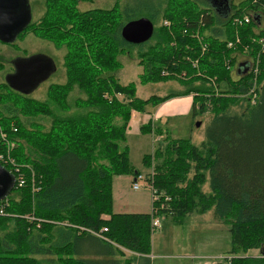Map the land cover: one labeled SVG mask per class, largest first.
I'll list each match as a JSON object with an SVG mask.
<instances>
[{"label": "trees", "instance_id": "obj_1", "mask_svg": "<svg viewBox=\"0 0 264 264\" xmlns=\"http://www.w3.org/2000/svg\"><path fill=\"white\" fill-rule=\"evenodd\" d=\"M79 1L45 0L43 16L19 34L65 46V82L50 85L46 100L0 82V125L27 178L3 201L0 264H132L126 250L151 253L152 212H114L113 181L142 173L126 144L133 111L181 95H193L194 116L212 117L199 145L152 120L140 127L163 137L144 157L148 180L172 197L157 215L183 223L213 207L229 226V264H264V0H166L162 17L161 4L146 3L154 33L143 43L122 35L133 10L119 2L81 10ZM134 51L143 83L177 80L183 89L137 96L117 76Z\"/></svg>", "mask_w": 264, "mask_h": 264}, {"label": "rangeland", "instance_id": "obj_2", "mask_svg": "<svg viewBox=\"0 0 264 264\" xmlns=\"http://www.w3.org/2000/svg\"><path fill=\"white\" fill-rule=\"evenodd\" d=\"M29 1H31V23L43 16L46 7L45 0ZM238 1L240 0H236L235 2ZM118 2L121 5L120 7H128L133 10L131 14L132 20L152 16V12L144 6L146 3L152 5L153 10L161 4V10L157 11L160 17L163 16L164 9L166 8V0H80L78 6L81 10L92 8L108 9L118 4ZM166 22L170 24L169 21H165V24H167ZM66 51L65 46H56L53 42L36 36L31 31L23 35L18 34L10 43L0 40V62L4 64V69L0 71V82L7 81V73L14 71L16 61L29 60L35 57L47 58L52 63L51 70H46L42 75L43 78L36 81L27 92L31 97L46 100L49 98L48 91L50 85L63 83L66 80V67L64 65ZM121 58L123 63L121 69L117 72V76L121 82H134L137 85V96L139 97L146 98L152 94L165 96L184 87L177 80L143 83L141 78L144 70L139 64L140 61L137 51H134L133 55L127 54L121 56ZM119 97L122 98L123 96L119 95ZM181 101L182 103H186L185 100ZM193 102L194 98L192 97L189 101V111L170 116L167 128H169L172 137L191 139L193 143L199 145L205 139L206 129L212 114L207 112L203 115L194 116L192 109ZM150 106L154 107L157 105L150 104ZM147 108L145 111L139 112L141 118L147 113ZM163 121L165 120H160L159 118L156 120L152 119L153 126L157 127H166V122ZM135 132L136 130L132 129L130 137L132 139V146L136 147L133 161L135 165H138L143 162V155L142 151L139 150V147L142 145L138 143L137 137L133 138ZM152 133L156 137L154 136L155 141L150 144L149 150H151V156L154 155L157 147H159V144L163 140L161 135L155 132ZM148 138L151 141V138ZM150 141L148 140L146 144H149ZM15 143L17 144L16 140ZM25 167L31 168L30 166ZM152 169L144 165L140 171L145 174ZM138 182L141 187L135 189L134 179L123 181L116 178V185L122 191L124 200L128 204L139 206V210H147L149 208L148 204L152 201L151 192L146 188L143 180H139ZM34 187L35 185H33V189ZM204 189L209 191V186L206 185ZM172 217V215L162 217L160 227L155 229L152 234L153 249L151 252L155 254L154 264H229L231 258L229 256V250H231L229 226L216 216L213 207L204 213L193 212L186 216L183 223H175ZM248 254L255 256L259 255L260 252L259 249H251ZM129 256L132 258L137 257L136 254H129ZM147 259L149 260L144 263L145 258H143L141 264H151L149 263L150 258Z\"/></svg>", "mask_w": 264, "mask_h": 264}, {"label": "water", "instance_id": "obj_3", "mask_svg": "<svg viewBox=\"0 0 264 264\" xmlns=\"http://www.w3.org/2000/svg\"><path fill=\"white\" fill-rule=\"evenodd\" d=\"M31 3L29 0H0V40L10 43L20 34L31 20ZM154 33V23L143 17L129 21L122 30L123 37L133 43H143ZM15 72L7 74L8 83L23 93H27L32 85L43 78L46 70H51L49 59L35 57L29 60H18L14 64ZM46 68V69H45ZM15 187V176L0 164V201L5 199Z\"/></svg>", "mask_w": 264, "mask_h": 264}, {"label": "crops", "instance_id": "obj_4", "mask_svg": "<svg viewBox=\"0 0 264 264\" xmlns=\"http://www.w3.org/2000/svg\"><path fill=\"white\" fill-rule=\"evenodd\" d=\"M192 97H193V95L175 96V97H172L169 100H167L166 102H163L157 106L152 107V106L148 105L147 106L148 108L146 107L147 113L142 118H141L139 111L133 112L132 120L130 122V128L128 129V132H127L126 144L129 147L131 162L136 167V169L142 170V167L145 165V164L143 165L144 157H145V155L150 154V151H151V150H149L150 144L153 143V141H155V137H156V135H154L153 133H143L140 130V127L143 124H145L146 122H148V120H152V119L156 120L157 118H159L160 120L164 119L165 121H163V122H166V127H167V123L169 121L170 116H172L173 114H178L181 112H187L190 110L189 101L191 100ZM181 100H185L186 103H182ZM192 109H193V105H192ZM132 129L136 130V132L133 135V138L137 137L138 143L140 145H142L139 147V150L142 151L143 162H141L138 165H135V163L133 161V155H134L136 147L132 146V144H131L132 139L130 137V135H131L130 132ZM148 137L151 138V141ZM152 138H154V139H152ZM148 140L150 141V143L146 144ZM116 178H119V180L126 181L128 179H134L135 176H133V175H115L114 176V181H113V197H114L113 209H114V212H116V213H127V212L149 213L152 211V201L148 204L149 208L147 210H139L138 209L139 206H137L135 204H128L123 198L122 191L119 190L117 185H116ZM104 217L108 218L109 216L105 215ZM152 249H153V246H152ZM126 252H128L127 253L128 257H129V254H136L137 259L132 258V260H133L132 264H137L138 262H139L138 264H141V260H143V258H145L144 263H146V261L149 260L147 258H150L149 263L154 264V262H155V261H153L155 259V254L152 252H151L152 254L151 253L139 254V253H134V252L129 251V250H126ZM158 256H160V255H158ZM229 256H231V255H229ZM151 260H152V262H151ZM218 264H221V263H218Z\"/></svg>", "mask_w": 264, "mask_h": 264}, {"label": "built area", "instance_id": "obj_5", "mask_svg": "<svg viewBox=\"0 0 264 264\" xmlns=\"http://www.w3.org/2000/svg\"><path fill=\"white\" fill-rule=\"evenodd\" d=\"M245 22L250 21L249 16L244 17ZM242 22V21H240ZM169 24L168 22H166ZM259 43L262 48V52H264V35L259 39ZM230 46L233 45V42L230 41ZM259 57V55H258ZM258 61L259 59H256L255 62V73L259 71L258 69ZM14 131L17 130L16 127H12ZM16 147L15 141H12L8 137V132L4 130V128L0 125V164L9 169L10 172H12L15 176V185L19 187H23L26 185L27 178L26 174L22 170V166L17 163L16 159L12 156L11 152ZM153 172V169L151 170ZM134 188L139 189L141 187L139 180H143L144 184L147 189L151 192L152 197V229L155 230L160 227L161 225V216L157 215L160 208H163L165 206L166 201H170L172 197L170 195H165L163 193H160L158 189L153 185L151 181L148 180L147 175L144 173L139 174L137 177L134 178ZM35 190H39L40 187L35 186ZM164 199V200H163ZM6 199H3L0 201V214H4L5 211V205L8 204V202H3ZM104 230H107V228H104Z\"/></svg>", "mask_w": 264, "mask_h": 264}, {"label": "flooded vegetation", "instance_id": "obj_6", "mask_svg": "<svg viewBox=\"0 0 264 264\" xmlns=\"http://www.w3.org/2000/svg\"><path fill=\"white\" fill-rule=\"evenodd\" d=\"M212 1H215L217 4H221L222 3V1H227V0H212ZM14 71L13 72H15L16 71V66H14ZM46 69V68H45ZM10 72H8L7 74H9Z\"/></svg>", "mask_w": 264, "mask_h": 264}]
</instances>
